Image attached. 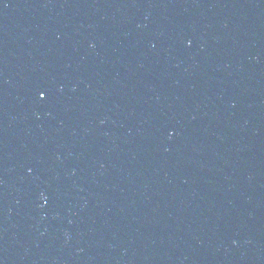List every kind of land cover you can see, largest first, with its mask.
<instances>
[{
	"label": "water",
	"instance_id": "95a60500",
	"mask_svg": "<svg viewBox=\"0 0 264 264\" xmlns=\"http://www.w3.org/2000/svg\"><path fill=\"white\" fill-rule=\"evenodd\" d=\"M0 264H264V0H0Z\"/></svg>",
	"mask_w": 264,
	"mask_h": 264
},
{
	"label": "snow or ice",
	"instance_id": "6c2138e0",
	"mask_svg": "<svg viewBox=\"0 0 264 264\" xmlns=\"http://www.w3.org/2000/svg\"><path fill=\"white\" fill-rule=\"evenodd\" d=\"M46 95H47V93L44 92L43 90H41V91L39 92V96H40L41 99H44V98L46 97Z\"/></svg>",
	"mask_w": 264,
	"mask_h": 264
}]
</instances>
